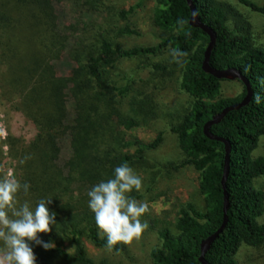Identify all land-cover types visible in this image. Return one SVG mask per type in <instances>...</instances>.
<instances>
[{
	"label": "trees",
	"instance_id": "obj_1",
	"mask_svg": "<svg viewBox=\"0 0 264 264\" xmlns=\"http://www.w3.org/2000/svg\"><path fill=\"white\" fill-rule=\"evenodd\" d=\"M50 2L0 0V97L31 121L35 130L26 144L10 134L0 137V177L5 174L1 161L6 146L5 154L15 160L16 178L30 185L27 195L18 193V201L27 200L34 207L39 199H51L49 209L57 214L52 231L38 234L39 239L51 241L55 247L44 250L31 244L36 264H110L103 260L94 263L83 244L87 239L93 246L106 249V237L98 234L87 192L99 181L111 178L115 167L152 148L154 141L123 139V129L144 123L153 110L145 96L136 101L133 97L128 102L131 114H122L120 100L128 85H117L107 74L118 58L153 54L165 46L178 67L179 88L189 97L184 112L170 129L176 134L185 161L197 172L203 204L201 209L191 202L181 205L174 231L157 229L158 244L148 255L151 264H201L200 242L222 221L224 159L223 142L204 135L203 125L244 96L243 83L237 80L241 90L236 95L218 96L222 79L201 67L208 35L189 25L190 10L185 0H155L153 24L163 34L158 44L120 48L100 31L95 49L76 55L70 73L59 75L52 61L63 50L66 36L57 29ZM192 2L201 22L215 32L210 65L238 68L252 90L245 105L229 110L209 127L212 134L229 143L224 182L228 207L225 226L204 258L209 264H238L235 253L241 244L264 243V220L258 221L264 194L254 184L256 178L264 176V156L254 153L259 138H264V46L251 41L245 21L238 17L228 21L231 11L219 0ZM237 2L264 14V1L260 5L251 0ZM118 32L134 31L124 26ZM174 50L181 55H173ZM153 68L165 69L159 64ZM66 134L71 153L59 165L58 140ZM130 145L135 146L132 154L123 150ZM77 185L84 188L83 194L76 193ZM123 249L118 243L111 251L120 253Z\"/></svg>",
	"mask_w": 264,
	"mask_h": 264
},
{
	"label": "rangeland",
	"instance_id": "obj_2",
	"mask_svg": "<svg viewBox=\"0 0 264 264\" xmlns=\"http://www.w3.org/2000/svg\"><path fill=\"white\" fill-rule=\"evenodd\" d=\"M50 1L57 29L66 36L63 50L52 61L59 75L70 73L76 55L95 49L101 38L100 31L120 48L156 45L163 39L162 31L153 24L155 0ZM219 1L230 9L231 13L227 14L230 23L235 17L245 21L251 41L264 46V14L250 10L237 0ZM251 1L260 5L264 0ZM124 26L134 32L120 34L118 29ZM154 64L164 66L165 69H155ZM107 75L117 85H128L126 95L120 100L119 111L122 114H131L128 102L133 97L136 101L145 96L153 110V115L145 119L144 123L122 130L123 139L127 141H154L152 148L145 149L138 157L126 163L142 180V188L139 191L134 189L128 195L148 205V211L140 217L147 228L130 244L121 243L124 249L120 253L95 247L87 239L83 240V244L94 263L103 260L110 264H151L148 254L158 244L157 229L166 227L174 231L175 216L185 202L193 203L198 209L203 204L197 189V172L185 161V156L177 146L176 134L170 129L184 112L189 97L179 88L178 67L166 46L153 54L118 58ZM240 90L241 84L236 79H222L218 96L230 97ZM132 106L137 107L135 104ZM70 112L69 108V117ZM34 133L32 122L0 97V137L10 134L19 138L21 144H26ZM58 146L57 163L61 165L71 153L67 134L58 140ZM134 147L130 145L123 150L132 154ZM3 151L1 166L5 174L13 173L15 160L5 154L6 146H3ZM254 153L264 156L263 137L259 138ZM254 184L264 194V176L256 178ZM76 191L83 194L84 188L77 185ZM263 220L264 199L263 212L258 221ZM235 259L238 264H264V243L257 246L241 244Z\"/></svg>",
	"mask_w": 264,
	"mask_h": 264
},
{
	"label": "clouds",
	"instance_id": "obj_3",
	"mask_svg": "<svg viewBox=\"0 0 264 264\" xmlns=\"http://www.w3.org/2000/svg\"><path fill=\"white\" fill-rule=\"evenodd\" d=\"M173 55L181 53L174 50ZM255 100L259 103V96ZM29 188L12 172L0 177V264H36L32 243L44 250L55 247L53 242L38 237L40 233H50L57 223L56 212L49 209L51 199H39L34 207L27 200L20 203L18 193L27 195ZM141 188V177L124 163L114 168L111 178L99 181L87 192L88 207L94 214L98 234L106 237L107 250L118 243L130 244L147 228L140 217L148 211V205L128 195Z\"/></svg>",
	"mask_w": 264,
	"mask_h": 264
},
{
	"label": "water",
	"instance_id": "obj_4",
	"mask_svg": "<svg viewBox=\"0 0 264 264\" xmlns=\"http://www.w3.org/2000/svg\"><path fill=\"white\" fill-rule=\"evenodd\" d=\"M185 1L187 2L189 10H190V15H189V19H188L189 25L201 29L202 31H204L208 35V38H209L207 46H206L204 53H203V59H202V63H201L202 69L205 72H207V73H209V74H211L214 77L219 78V79H236V80H239L243 83V85L245 87V94L238 102H235V103H232V104L225 106L218 113H215L214 115H212V117L208 121H206V123L203 125L204 135H206L210 139L222 141L223 145H224V159H223V169H222V176H221V186L223 189L222 221H221L219 227L215 231H213L207 237H205L204 239L201 240L200 245H199L200 246V253L198 256L199 262L201 264H209L205 260L204 254L207 251V249L210 247L211 242L222 231V229L225 226V223L227 221L226 210L228 207V197H227V193L225 190L224 182H225L227 172H228V153H229L228 141L225 138H222L220 136L212 134L209 131V127L211 124H214V123H217L218 121H220L221 118L229 110L236 109V108H239V107L245 105L250 100L252 90H251V87H250L246 77L240 72V70L238 68L226 67V68L219 69V68H215V67L210 65L209 54H210L211 48L214 44L215 32L208 25L201 22V20L197 16V13H196V10H195V7L193 5L192 0H185Z\"/></svg>",
	"mask_w": 264,
	"mask_h": 264
}]
</instances>
